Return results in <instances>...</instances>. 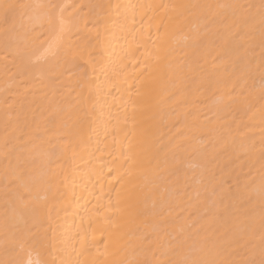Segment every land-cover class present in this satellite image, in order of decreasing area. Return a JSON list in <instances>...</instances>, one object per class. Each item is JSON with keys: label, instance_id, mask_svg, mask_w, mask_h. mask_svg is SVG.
Listing matches in <instances>:
<instances>
[{"label": "bare ground", "instance_id": "1", "mask_svg": "<svg viewBox=\"0 0 264 264\" xmlns=\"http://www.w3.org/2000/svg\"><path fill=\"white\" fill-rule=\"evenodd\" d=\"M0 264H264V0H0Z\"/></svg>", "mask_w": 264, "mask_h": 264}]
</instances>
